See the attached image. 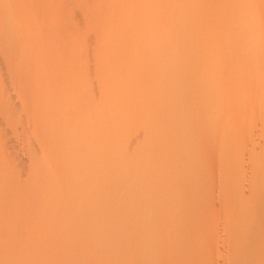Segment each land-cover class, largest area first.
<instances>
[{"label":"rangeland","instance_id":"374dc122","mask_svg":"<svg viewBox=\"0 0 264 264\" xmlns=\"http://www.w3.org/2000/svg\"><path fill=\"white\" fill-rule=\"evenodd\" d=\"M0 264H264V0H0Z\"/></svg>","mask_w":264,"mask_h":264},{"label":"bare ground","instance_id":"6f19581e","mask_svg":"<svg viewBox=\"0 0 264 264\" xmlns=\"http://www.w3.org/2000/svg\"><path fill=\"white\" fill-rule=\"evenodd\" d=\"M170 8V7H169ZM173 18V17H172ZM207 19H208V17H207ZM170 21H172V19L170 20ZM173 23V22H172ZM198 24V23H197ZM202 24V23H201ZM203 24H205V23H203ZM210 25V23H208L207 24V28H208V26ZM212 26V25H211ZM163 27H165V26H163ZM206 27V26H205ZM168 28V27H167ZM210 28V27H209ZM146 29V28H145ZM163 29V28H162ZM199 30V29H198ZM158 32V31H157ZM163 33V32H162ZM169 33V32H168ZM200 33V32H199ZM147 36V35H146ZM153 37V36H152ZM165 37V36H164ZM227 37V36H226ZM226 39V38H225ZM229 39H230V36H229ZM232 39V38H231ZM234 39V38H233ZM232 39V40H233ZM227 40V39H226ZM232 40H231V42H232ZM236 40V39H235ZM161 42V41H160ZM163 42H164V40H163ZM224 42H226V41H224ZM234 42V41H233ZM222 43V42H221ZM256 43V42H255ZM226 44H228V40H227V42H226ZM215 45V44H214ZM222 45H223V43H222ZM221 45V46H222ZM229 45L230 44H228V47H229ZM227 46V45H226ZM223 48V47H222ZM226 48V47H225ZM212 51H213V49H212ZM240 52V51H239ZM236 53V52H235ZM222 54V53H221ZM219 55V54H218ZM241 54H239L238 56H240ZM236 56V55H235ZM237 56V57H238ZM236 57V58H237ZM235 58V59H236ZM242 59V58H241ZM237 60H238V58H237ZM256 61H258V60H256ZM259 62V61H258ZM230 63V62H229ZM255 70V69H254ZM238 77V76H237ZM200 82V81H199ZM237 82V81H236ZM243 84V83H242ZM257 86V85H256ZM242 88V87H241ZM240 89V88H239ZM75 91V90H74ZM228 91V90H227ZM239 93V92H238ZM250 94V93H249ZM241 96V95H240ZM244 96V95H243ZM224 97V96H223ZM233 97V96H232ZM120 98V97H119ZM202 98V97H201ZM121 99V98H120ZM205 99V98H204ZM209 99V98H208ZM208 99H206V100H208ZM245 99V98H244ZM248 99V98H247ZM145 100V99H144ZM188 100V99H187ZM232 100V99H231ZM143 101V100H142ZM241 101H244V100H241ZM240 101V102H241ZM249 102V101H248ZM119 103V102H118ZM165 103V102H164ZM187 103H188V101H187ZM239 103V102H238ZM181 104V103H180ZM185 104V103H184ZM237 104V103H236ZM123 105V104H122ZM139 106H141V105H139ZM253 106H255V105H253ZM230 107V106H229ZM119 108V107H118ZM160 108V107H159ZM232 108V107H231ZM104 109V108H103ZM204 109L206 110V108L204 107ZM135 110V109H134ZM167 110V109H166ZM235 110V109H234ZM253 110V109H252ZM122 111V110H121ZM145 111V110H144ZM113 112V111H112ZM118 112V111H117ZM205 114V112L202 114V115H204ZM202 115H200L199 116V119H200V117L202 116ZM213 115H215V114H213ZM205 116V115H204ZM126 117H128V116H126ZM179 117V116H178ZM109 118V117H108ZM110 118H111V116H110ZM201 118H203V117H201ZM230 118V117H229ZM112 120V119H111ZM196 120H197V118H196ZM200 120H202V119H200ZM199 120V121H200ZM244 120H245V118H244ZM115 121V120H114ZM215 125V124H214ZM213 127V126H212ZM238 128V127H237ZM123 140V139H122ZM96 145V144H95ZM101 145V144H100ZM102 147V146H101ZM101 147H99L100 149H101ZM110 147V146H109ZM97 148V147H96ZM105 148H107V146L105 145ZM104 148V149H105ZM108 149V148H107ZM94 150V149H93ZM110 150V149H109ZM96 151H97V149H96ZM96 151H95V153H96ZM78 154H79V152L78 151H76ZM80 152H83V151H80ZM86 152V151H85ZM94 152V151H93ZM75 153V152H74ZM103 153V152H102ZM122 155V154H121ZM215 155V154H214ZM132 156V155H131ZM216 156V155H215ZM90 157V156H89ZM106 157V156H105ZM109 157V156H108ZM124 157H125V155H124ZM163 157V156H162ZM210 157V156H209ZM79 158V157H78ZM99 158H101V157H99ZM112 158V157H111ZM167 158V157H166ZM92 159V158H91ZM113 159H115V158H113ZM84 160V159H83ZM94 160V159H93ZM98 160V159H97ZM112 160V159H111ZM90 161V160H89ZM99 161V160H98ZM123 161V160H122ZM91 162V161H90ZM96 162V161H95ZM94 162V163H95ZM168 162V161H167ZM92 163V162H91ZM126 163V162H125ZM88 164V163H87ZM93 164V163H92ZM91 165V164H90ZM192 167V166H191ZM113 169V168H112ZM120 169V168H119ZM192 169V168H191ZM114 171V170H113ZM117 172V171H116ZM118 173V172H117ZM209 182V181H208ZM130 190H131V188H130ZM133 191V190H132ZM135 197V196H134ZM115 201V200H114ZM123 201V200H122ZM28 203V202H27ZM29 204V203H28ZM157 207V206H156ZM168 209H169V207H168ZM166 211V210H165ZM157 212V211H156ZM148 214V213H147ZM150 214V213H149ZM29 221V220H28ZM144 231V230H143ZM140 232V231H139ZM35 236V235H34ZM10 240V239H9ZM26 243H27V241H26ZM16 245V244H15ZM19 245V244H18ZM30 245V244H29ZM17 248V247H16ZM30 248V247H29ZM37 249V248H36ZM5 252V251H4ZM33 254V253H32ZM6 256V255H5ZM16 256V255H15ZM11 260V259H10ZM4 262H6V261H4Z\"/></svg>","mask_w":264,"mask_h":264}]
</instances>
